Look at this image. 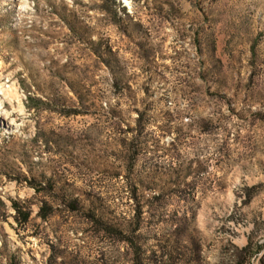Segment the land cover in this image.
<instances>
[{"label": "rangeland", "instance_id": "374dc122", "mask_svg": "<svg viewBox=\"0 0 264 264\" xmlns=\"http://www.w3.org/2000/svg\"><path fill=\"white\" fill-rule=\"evenodd\" d=\"M23 6L0 0V264H132L106 224L138 264H264V0Z\"/></svg>", "mask_w": 264, "mask_h": 264}, {"label": "trees", "instance_id": "16d2710c", "mask_svg": "<svg viewBox=\"0 0 264 264\" xmlns=\"http://www.w3.org/2000/svg\"><path fill=\"white\" fill-rule=\"evenodd\" d=\"M28 107L31 108L33 111L37 112L39 110V103L40 99L39 98H34L33 96H28ZM138 121H139V117H138ZM35 142L37 141H42L41 136L37 135V137L34 140ZM47 141L45 140V143ZM4 175L8 176V174L6 172H3ZM28 175V174H27ZM24 175V179L25 181L28 183V185L30 187H32L36 192L38 193H44L46 190L47 185L49 187L50 184L49 183V179L46 178V176L40 174V175ZM73 200H75L73 198ZM1 201V200H0ZM2 203V201H1ZM10 207L15 211V219L18 221V223L20 224H25L29 218L30 215V208L28 206H23L18 200L15 199H10ZM72 210H75L74 207H72ZM38 215L43 218L46 219L48 214L47 212H44V207L42 205L39 206V211H38ZM20 216V217H19ZM137 222L139 221L140 217H141V211L138 210V212H136L135 215ZM93 217V216H92ZM95 221H101L99 219H96ZM101 223V222H100ZM103 223V222H102ZM137 226L133 227V228H128V227H121L115 224H106L105 228H99L100 231H105L104 233L106 235H108L109 237H112L113 239L115 238L118 241H122L124 243H129L131 248V254H132V260L131 263L132 264H138V261L142 255V250L140 249V246H138V242L135 240V236L133 235L135 229ZM160 252V251H159ZM165 255H167L165 252H160L159 258H164ZM58 255L50 252V254L48 255L47 258V263L46 264H57L58 262H56ZM167 257V256H166ZM159 261V259H158ZM4 264H15L11 262L10 258L5 257V262Z\"/></svg>", "mask_w": 264, "mask_h": 264}, {"label": "bare ground", "instance_id": "6f19581e", "mask_svg": "<svg viewBox=\"0 0 264 264\" xmlns=\"http://www.w3.org/2000/svg\"><path fill=\"white\" fill-rule=\"evenodd\" d=\"M18 2H19V10H25L26 8L23 6L25 3H26V0H18ZM8 96V95H7ZM6 96V97H7ZM2 97H3V99H2ZM4 94L2 93V95H1V98H0V112H2L3 111V109L5 108V106H6V103H5V99H4ZM9 98V97H8ZM1 117H3L4 119H10L9 117H10V113H8V112H5V111H3L2 112V114H1ZM8 123L10 124V125H13L14 123H13V121H11V120H8Z\"/></svg>", "mask_w": 264, "mask_h": 264}]
</instances>
